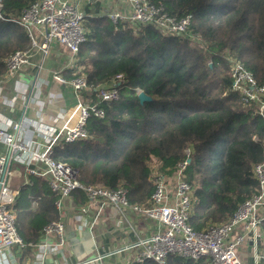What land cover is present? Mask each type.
Masks as SVG:
<instances>
[{"label": "trees", "instance_id": "1", "mask_svg": "<svg viewBox=\"0 0 264 264\" xmlns=\"http://www.w3.org/2000/svg\"><path fill=\"white\" fill-rule=\"evenodd\" d=\"M2 1L5 16L13 18L37 0ZM150 1L162 3L172 16L191 14V31L202 42L163 35L152 25L115 24L98 8L87 10V41L78 64L94 89L122 75L120 100L101 103L106 116L89 121V138L56 145L54 159L76 169L83 185L124 186L131 204L146 205L154 192V171L172 176L189 149L184 172L194 187L189 225L202 231L229 220L260 189L254 167L264 162V119L231 90L229 59L264 83V0ZM30 44L24 28L0 21V80L5 60ZM137 90L152 101L142 104ZM82 98L97 102L94 90ZM32 188L30 205L37 207H12L28 248L45 226L61 219L50 179L35 177ZM72 197L79 205L87 202L82 191ZM168 264L212 262L170 256Z\"/></svg>", "mask_w": 264, "mask_h": 264}, {"label": "built area", "instance_id": "2", "mask_svg": "<svg viewBox=\"0 0 264 264\" xmlns=\"http://www.w3.org/2000/svg\"><path fill=\"white\" fill-rule=\"evenodd\" d=\"M117 1L125 6L126 10L120 8L119 11L107 14L115 24L152 25L163 35L188 36L202 42V37L191 31V14L172 16L162 3H152L150 0ZM86 16L82 0H37L19 17L7 18L4 14V3L0 0V21L24 28L31 42L27 50L17 51L5 60L6 74L0 80V98L3 102L9 106L16 104V98L9 99L4 96L5 86L25 69L35 68L32 59L36 55L48 58L56 44L65 47L69 52L71 59L66 70L73 73V78L68 80L61 73L53 72V80L72 89L78 100L73 109L64 111L60 116H49L37 106L38 123L28 124L35 126L37 136H41L42 142L33 138H20V124L0 119V144L9 151L7 156L0 155V264H12L8 252L14 247H27L18 231L17 218L12 210L18 195V192L11 188L12 179L16 175L11 169L13 163L24 167L30 176L50 179V190L59 196L56 207L60 213L63 211L64 201L70 199L74 192L82 191L87 202L79 209L80 222L83 217L92 215L95 224L107 210H113L121 220L119 226L127 220L128 211L157 224L158 229L148 237H141L136 243L119 251L133 253L130 256L131 264H146L148 261L168 264L170 256L194 261L207 257L211 259L212 264H243L240 250L245 244L252 245L255 264L264 263V162L254 167V177L260 186L259 192L242 203L229 220L211 225L202 231H195L189 225L194 203V187L184 180L191 150H186V160L178 164L172 176L154 171V192L146 205L131 204L128 190L124 186L116 189L85 186L79 181L76 169L54 159L56 145L72 144L89 138V121L103 120L106 116L101 103L120 100L122 75H119L112 85L94 89L78 64V54L87 41V30L84 27ZM229 62L233 79L231 90L239 93L244 103L254 104L257 113L264 119V83H258L253 74L238 60L232 58ZM39 68L41 70L42 66ZM41 88L36 93V103L50 104L56 101V95H45ZM93 90L96 92L97 102L84 101L82 96ZM137 91L138 95L142 93ZM26 93V89L18 91L20 97H24ZM24 133H28L27 129ZM129 228L133 229L132 225L129 224ZM65 229L61 220L53 221L43 228V237H53L55 242L53 245L40 246L41 262L48 253H57L65 247Z\"/></svg>", "mask_w": 264, "mask_h": 264}, {"label": "crops", "instance_id": "3", "mask_svg": "<svg viewBox=\"0 0 264 264\" xmlns=\"http://www.w3.org/2000/svg\"><path fill=\"white\" fill-rule=\"evenodd\" d=\"M82 7L85 11H93L98 8L102 14L119 11L120 8L126 10V7L117 0H82ZM64 49L67 51L65 47L56 44L48 58L44 59L41 55H36L32 59L35 68L31 67L20 72L4 88V96L9 99L16 98V104L14 106L6 105L0 98V119L20 124L22 127L18 133L20 138H33L42 142L41 136H37L35 126L28 124V122L38 123L37 106H40L49 116H60L64 111L73 109L78 102L72 89L53 80V72L61 73L68 80L71 79L67 77L69 70H66L71 56ZM39 66H42L41 70ZM40 87H42L43 94L56 95L54 96L56 101L50 104L36 103L35 96ZM24 89L27 90V93L24 97H20L18 91ZM26 129L28 133H24ZM32 132L35 134L33 135ZM8 154V149L0 144V155L7 156ZM11 169L16 173L12 179L11 188L18 192L14 206L19 208L37 207L36 202L30 205V199L34 190L32 188L34 179L38 176L28 175L25 168L18 163H13ZM23 187L30 189H23ZM63 206L62 213H59L60 220L66 227L67 246L57 253H48L41 262L40 246L43 244L53 245L55 242L53 237L45 239L41 232L39 241L31 248L14 247L11 252H8L12 264H98V262L102 264H131L130 256L133 253L119 251L136 243L141 237H148L158 229L157 224L130 211L127 212V220L123 221L121 226H119L121 220L113 210H107L95 224H93L92 215L83 217L80 222L78 214L83 205H79L77 200L71 197L64 201ZM129 224L133 229L129 228ZM81 247L84 248L83 251L79 249ZM242 249L240 254L243 264H255L256 259L252 245L245 244ZM108 255L111 256L108 257Z\"/></svg>", "mask_w": 264, "mask_h": 264}, {"label": "water", "instance_id": "4", "mask_svg": "<svg viewBox=\"0 0 264 264\" xmlns=\"http://www.w3.org/2000/svg\"><path fill=\"white\" fill-rule=\"evenodd\" d=\"M139 100H140V102L143 104V103H145V102H150V101H152V99L148 96V95H146L145 93H141L140 95H139ZM191 162V160L190 159H188V163H190ZM0 189H1V186H0Z\"/></svg>", "mask_w": 264, "mask_h": 264}, {"label": "rangeland", "instance_id": "5", "mask_svg": "<svg viewBox=\"0 0 264 264\" xmlns=\"http://www.w3.org/2000/svg\"><path fill=\"white\" fill-rule=\"evenodd\" d=\"M64 51L67 53V51L64 49ZM68 54V53H67ZM211 64V63H210ZM65 240H66V229H65ZM67 246V240H66V244H65V247ZM80 250H82L83 251V247H81V248H79ZM242 249V248H241ZM243 250V249H242ZM98 264H102L101 262H98Z\"/></svg>", "mask_w": 264, "mask_h": 264}]
</instances>
